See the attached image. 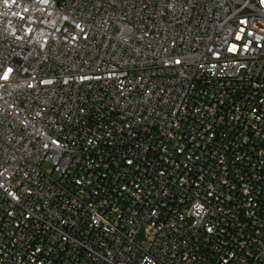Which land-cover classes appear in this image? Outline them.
<instances>
[{
  "label": "built area",
  "instance_id": "obj_1",
  "mask_svg": "<svg viewBox=\"0 0 264 264\" xmlns=\"http://www.w3.org/2000/svg\"><path fill=\"white\" fill-rule=\"evenodd\" d=\"M0 264H264V0H0Z\"/></svg>",
  "mask_w": 264,
  "mask_h": 264
},
{
  "label": "rangeland",
  "instance_id": "obj_2",
  "mask_svg": "<svg viewBox=\"0 0 264 264\" xmlns=\"http://www.w3.org/2000/svg\"><path fill=\"white\" fill-rule=\"evenodd\" d=\"M50 165L49 164H44L43 165V168H48ZM142 234H140L139 236H138V239H141L142 238Z\"/></svg>",
  "mask_w": 264,
  "mask_h": 264
}]
</instances>
